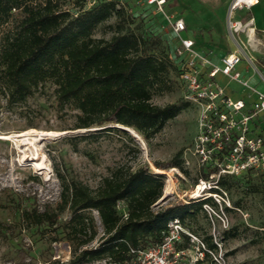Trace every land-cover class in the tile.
<instances>
[{
  "label": "rangeland",
  "instance_id": "374dc122",
  "mask_svg": "<svg viewBox=\"0 0 264 264\" xmlns=\"http://www.w3.org/2000/svg\"><path fill=\"white\" fill-rule=\"evenodd\" d=\"M79 1L57 0L62 9L71 12L77 11ZM230 1L167 0L163 10L171 18L183 19L186 28L181 36L196 39L197 49L214 63H219L221 55L238 46L263 63L264 48L260 49V38L264 40V35H259L258 43V34L249 37L250 26H244V22L252 17L254 26L264 32V0H258V4L250 9L234 12L231 20L244 18L237 33H233L227 24ZM122 2L128 12L139 16L136 21L142 19L144 28L162 37L164 51L173 54L178 38L164 13L156 10L154 5H145L143 0ZM91 4L86 2L85 7ZM15 14L18 16L19 12L15 11ZM115 22L116 18L112 16L99 24L93 37L108 39L113 32L110 26ZM249 70L241 78L253 74L249 86L264 92V80L259 72ZM258 70L264 76V69L259 67ZM170 76L173 89L154 96L153 103L165 105L183 101L182 83L174 65L170 67ZM228 89L243 94L246 87L234 81L228 84ZM77 113L69 106L60 107L56 103L54 85L50 83L21 103L7 104L0 94V264H65L72 258L62 228L69 217L67 210L59 213L53 226H30L22 217V210L32 207L39 211L58 210L61 186L57 172L67 180H78L95 188L103 177L118 167L134 170L147 165L151 171H163L164 174L162 196L153 206L154 211L201 198L200 191L195 190V184L204 172L194 150L199 113L195 104L189 103L149 140L133 128L119 124L75 128ZM255 122L256 133L264 136V114ZM107 126L119 129L96 130ZM177 152H181L186 173L170 165ZM155 162L164 163L166 168L158 171ZM227 184L225 190L231 203L238 202L237 206L248 213L244 219L233 209L227 212L230 227H235V236L221 240L218 218L214 215L210 218L205 211L198 212L195 219L186 218L183 226L202 240L208 235L216 237L226 264H264V173H243L230 178ZM92 214L98 233L85 247H94L103 237L98 213L92 210ZM205 263L212 264L209 260ZM89 264L113 263L99 260Z\"/></svg>",
  "mask_w": 264,
  "mask_h": 264
},
{
  "label": "trees",
  "instance_id": "16d2710c",
  "mask_svg": "<svg viewBox=\"0 0 264 264\" xmlns=\"http://www.w3.org/2000/svg\"><path fill=\"white\" fill-rule=\"evenodd\" d=\"M85 5L86 0H80L77 11L71 12L57 0H0V94L7 104L21 103L50 83L56 103L78 111L75 128L119 124L149 140L189 105L184 99L165 105L152 101L173 89L170 67L174 65L179 77L181 59L175 49L171 55L164 51L162 37L144 28L142 19L136 21L139 16L128 12L122 0H94ZM112 16L116 18L110 26L112 35L93 37L95 28ZM102 129L119 127L96 130ZM180 154L174 155L170 165L186 173ZM155 165L158 170L166 168L164 163ZM57 175L58 210L32 207L23 209L22 217L30 226H53L59 213L69 212L62 228L72 258L65 264L124 263L131 258L130 248L161 241L170 221L178 219L186 225V218L195 219L204 211L202 204L212 202L211 197L197 198L154 211L162 196L164 174L147 165L134 170L118 167L95 188L67 180L61 172ZM232 177L236 176L221 177L219 184L227 189ZM92 210L98 213L103 237L94 247H85L98 233ZM235 235V227H229L222 230L220 239ZM203 241L207 248H217L211 235ZM206 260L214 264L207 252L199 263Z\"/></svg>",
  "mask_w": 264,
  "mask_h": 264
},
{
  "label": "built area",
  "instance_id": "2783aa9c",
  "mask_svg": "<svg viewBox=\"0 0 264 264\" xmlns=\"http://www.w3.org/2000/svg\"><path fill=\"white\" fill-rule=\"evenodd\" d=\"M86 2L93 3L94 0ZM166 2L167 0H143L145 5H154L156 10L164 13L178 38L175 52L181 59L179 79L182 83V97L198 107L194 150L200 166L204 172H208L206 177L198 178L195 190L200 191L201 198H212V202L203 203L202 208L210 218L216 216L218 226L224 230L230 227L228 211L233 209L244 219L248 213L231 203L227 191L219 184L220 178L239 176L249 171L264 173V136L256 133L255 122L264 114V92L250 87L248 80H242L235 67L241 60H245L253 70L259 72L263 80L264 76L258 70L255 59L246 54L245 48L241 46L222 56L219 63H214L198 52L191 38L181 36L186 28L183 19L171 18L164 12L163 5ZM256 3L257 0L230 1L227 24L233 33H237L243 23L231 20L230 17L236 10L250 8ZM247 23L244 26H249ZM219 73L229 80L239 82L255 95L248 109L243 99H233L226 93L224 86L216 79ZM118 206H121V202H118ZM212 239L217 245L214 250L207 248L204 241L187 230L178 219H173L168 223L161 241L141 249L130 248L131 258L121 264H200V261H204L206 252L214 264H226L219 242L216 237Z\"/></svg>",
  "mask_w": 264,
  "mask_h": 264
},
{
  "label": "crops",
  "instance_id": "0c3cea01",
  "mask_svg": "<svg viewBox=\"0 0 264 264\" xmlns=\"http://www.w3.org/2000/svg\"><path fill=\"white\" fill-rule=\"evenodd\" d=\"M256 4H258V0H257V3ZM256 4H254V5H256ZM253 5V6H254ZM253 6H251V7H253ZM250 7V8H251ZM250 8H243V9H250ZM242 10V9H241ZM178 18H180V17H178ZM235 20H239L241 23L243 22L242 20H244V18L243 19H235ZM246 22H248L247 23V25H249L250 27L248 28V31H249V33H248V35H249V37H251V36H253V34L255 35V34H258L257 36V41H258V43L260 42L259 41V35H264L263 33V30H258L255 26H254V19L252 18V17H249V18H247L246 20H245V22L244 23H246ZM184 31V30H183ZM186 37H188V36H186ZM189 38H191L193 41H194V48L198 51V52H200L198 49H197V47H196V45H197V42H196V39H194V38H192V37H189ZM250 40V39H249ZM260 40H262L261 42H260V49L261 48H264V40L262 39V38H260ZM230 52H232V51H230ZM230 52H228V53H230ZM201 53V52H200ZM228 53H225V55L226 54H228ZM203 54V53H202ZM222 56H224V55H221V57ZM252 56V55H251ZM220 57V58H221ZM253 57V56H252ZM209 58V57H208ZM219 58V59H220ZM254 59H255V63H256V65H257V67L259 68V67H261L262 69H264V59H263V63H260V61H257V59L255 58V57H253ZM210 59V58H209ZM250 68H252L250 65H248L247 64V62L245 61V60H241L237 65H236V67H235V70L236 71H238L239 72V76H240V78L243 76V75H245L244 73H246V72H248V71H250L249 69ZM253 74H250L247 78H241L242 80H248L249 81V79L251 78V76H252ZM216 79H217V81L222 85V86H224V88H225V91H226V93L230 96V97H232L233 99H243L244 101H245V103H246V109H248L249 107H250V104H251V102L255 99V95L253 94V93H251V92H248L246 89H245V92L243 93V94H238V93H236V92H234L233 90H231V89H228V84L230 83V82H234V80H229L226 76H224V75H222V74H217L216 75ZM235 82H237V81H235ZM237 83H239V82H237ZM240 84V83H239ZM241 85V84H240ZM244 87V86H243Z\"/></svg>",
  "mask_w": 264,
  "mask_h": 264
},
{
  "label": "bare ground",
  "instance_id": "6f19581e",
  "mask_svg": "<svg viewBox=\"0 0 264 264\" xmlns=\"http://www.w3.org/2000/svg\"><path fill=\"white\" fill-rule=\"evenodd\" d=\"M158 171H160V170H158ZM161 172H163V171H161ZM170 178V177H169ZM168 181H170V179H168ZM167 193V192H166Z\"/></svg>",
  "mask_w": 264,
  "mask_h": 264
}]
</instances>
